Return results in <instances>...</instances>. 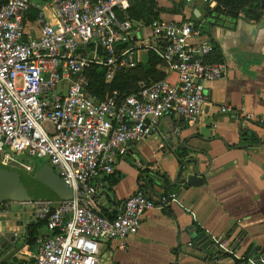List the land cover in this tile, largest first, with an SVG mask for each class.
<instances>
[{
    "label": "built area",
    "instance_id": "2783aa9c",
    "mask_svg": "<svg viewBox=\"0 0 264 264\" xmlns=\"http://www.w3.org/2000/svg\"><path fill=\"white\" fill-rule=\"evenodd\" d=\"M130 1L0 0V162L32 174L36 167L28 159L47 160L75 193L59 203L13 202L26 205L37 223L45 220L50 232L37 238L32 252H21L27 264H98L100 240L107 239L128 250L143 216L169 210L177 194L155 201L137 191L112 217L98 212L91 197L133 145L158 135L163 118L197 124L207 102L206 84L228 74L225 63L208 60L217 53L215 45L196 42L206 21L156 19L149 28L157 44H141L144 39L135 41L139 26L129 16ZM203 1L214 13L226 11L217 0ZM144 51L162 60L165 79L132 95L118 89L102 98L92 93V69L103 68L111 84L118 73L136 68ZM173 74L176 82L170 81ZM240 111L244 121H254ZM180 133L178 126L174 137ZM82 194L89 199L79 198ZM4 208L10 212L9 203ZM214 248L230 251L226 240H216Z\"/></svg>",
    "mask_w": 264,
    "mask_h": 264
},
{
    "label": "crops",
    "instance_id": "0c3cea01",
    "mask_svg": "<svg viewBox=\"0 0 264 264\" xmlns=\"http://www.w3.org/2000/svg\"><path fill=\"white\" fill-rule=\"evenodd\" d=\"M155 1L162 21L190 23L192 15L198 24L208 19L209 7L203 0L187 1L182 13L175 10L181 0ZM130 3L133 5L136 0ZM261 19L255 20L246 10H241L236 15H225L218 23L214 21L215 25H209L213 22L209 18L203 26V34L196 42L213 43L217 53L208 60L225 63L228 74L222 80L206 84L207 102L199 122L188 124L174 117L163 118L158 135L133 145L118 161L114 173L104 178L93 200L98 212L112 217L126 199L146 189L143 178L150 172L173 179L186 158L200 160L205 182L199 187L166 186L158 190L159 195L147 189L152 200L158 201L171 193L177 194V200L169 210H153L143 216L138 233L129 238L128 250H120L117 240H100L98 264H256L255 257L264 255V24L259 26ZM133 21L139 26L135 41L150 37L151 31L144 33L149 25ZM145 62L147 59L139 61ZM165 68L163 62L157 66L166 77ZM177 78L173 74L170 81L176 82ZM224 106L234 107L235 112L219 117L222 113L219 109ZM241 109L251 113L254 121H244ZM178 126L180 136L174 137ZM9 205V213L27 209L29 219L24 222L25 227L36 222L26 205L13 202ZM9 213L0 211L5 218ZM200 233L213 240L207 253L193 245L192 236ZM48 235L45 225L39 236ZM26 236L25 232L21 233L16 244L24 245L23 251L28 246ZM216 240H226L230 251L218 253L214 248Z\"/></svg>",
    "mask_w": 264,
    "mask_h": 264
},
{
    "label": "water",
    "instance_id": "95a60500",
    "mask_svg": "<svg viewBox=\"0 0 264 264\" xmlns=\"http://www.w3.org/2000/svg\"><path fill=\"white\" fill-rule=\"evenodd\" d=\"M261 6L264 10V0L261 1ZM263 24L264 18L261 19V25L259 26ZM218 116H228V114L221 113ZM200 164L198 158H186L180 163L178 172L173 179L159 172H150L149 175L143 178L146 189L141 190L148 195L147 189H151L159 195L158 190L166 186L181 184L186 185V187H199L205 182V173L200 171ZM74 196L75 193L72 189L66 185L48 163L43 164V167L35 174H30L21 168L0 162V207L9 202L59 203L69 201ZM78 197L85 200L89 199L86 194L78 195ZM91 199H94V197H91ZM27 215V209L21 208L20 211L7 214V219L1 222L0 264L10 261L13 257L18 258V255L25 248L24 245L18 246L16 244H18L17 241L21 233L25 232L27 235V227L24 226V222L29 219ZM31 219H34L33 213H31ZM192 238L194 239L193 245L203 250L204 253L208 252L207 249L213 243V240L209 239L205 233L195 234ZM259 258L260 256L255 257L256 264H259ZM12 262L8 264H12Z\"/></svg>",
    "mask_w": 264,
    "mask_h": 264
},
{
    "label": "trees",
    "instance_id": "16d2710c",
    "mask_svg": "<svg viewBox=\"0 0 264 264\" xmlns=\"http://www.w3.org/2000/svg\"><path fill=\"white\" fill-rule=\"evenodd\" d=\"M217 2L223 6L226 11L214 13L215 11L212 12L210 9L207 10V18L213 19V22L211 21L209 25H215L220 22V20H223L225 15H236L237 13H240L241 10H246V14L255 20H260L262 17L261 0H217ZM186 6L187 0H181L179 5H176L175 10L178 13H182ZM159 12L160 9H158L155 0H136V3L133 5L131 4L129 9L130 17L135 21L143 22L146 26L150 25L152 21L159 19ZM214 21L217 23H214ZM189 22L196 23L198 25V19H196L195 15H192V18L189 20ZM161 63L162 61L159 59V57L150 51L147 62L141 63L134 69L118 73L111 84H106L105 82V70L103 68L96 67L89 73L91 82L90 90L98 98H102L106 91L113 89H118L119 91L128 95L135 94L138 91L133 89H135L136 85L141 81H147V79L149 80V75L150 77L152 75L154 78H156V81L165 78L164 73L157 69V66ZM45 225L46 221L44 220L38 223L33 222L27 226V236L25 242L29 247H34L40 234V227ZM22 264H27V262H22Z\"/></svg>",
    "mask_w": 264,
    "mask_h": 264
},
{
    "label": "rangeland",
    "instance_id": "374dc122",
    "mask_svg": "<svg viewBox=\"0 0 264 264\" xmlns=\"http://www.w3.org/2000/svg\"><path fill=\"white\" fill-rule=\"evenodd\" d=\"M144 33L145 34L150 33V28H147V30L144 31ZM141 39H143V38L141 37ZM157 41H158L157 38H154V37L151 36V37H146L144 39V41H141V44H147V45H153L154 46V45L157 44ZM139 44H140V42H139ZM146 52L148 53L150 51H146ZM146 52L144 51V52H141L140 53V55L138 56L139 61H145L146 59L148 60V57H147V53ZM138 65H140V63ZM149 78L150 79L149 80L147 79V81H141L140 83H138L136 85V88L133 89V90L139 91L140 89L144 88V86L151 85L153 82H155L157 80L152 75H151V77L149 75ZM23 156H25V155H23ZM2 160H4L3 159V155L0 153V161H2ZM28 160H29V162H32L33 163V166L36 167L35 170H34V172L32 174H35L36 171H38L40 168H42L44 163H49L47 160L41 161V160H35L34 158H30ZM8 163H9V165H14V163L11 162V161H9ZM2 218H5V217H4L3 214H0V219H2ZM40 230L43 231L44 230V226L40 227ZM26 248H27L26 251L32 252V247L27 246ZM28 260H29V258L27 256L22 255V254H19L17 260L13 264H22V262H25L26 263Z\"/></svg>",
    "mask_w": 264,
    "mask_h": 264
},
{
    "label": "flooded vegetation",
    "instance_id": "af4514ba",
    "mask_svg": "<svg viewBox=\"0 0 264 264\" xmlns=\"http://www.w3.org/2000/svg\"><path fill=\"white\" fill-rule=\"evenodd\" d=\"M0 211L1 212H4V209H2V207L0 208ZM5 219H7V217L5 218ZM3 221H5V220H3ZM3 221H1V222H3ZM1 222H0V226H1ZM18 247V246H17ZM0 252H1V248H0ZM4 257V256H3ZM17 260V257H13L10 261H7V262H5L4 264H8V263H10V262H12V264L13 263H15V261Z\"/></svg>",
    "mask_w": 264,
    "mask_h": 264
}]
</instances>
